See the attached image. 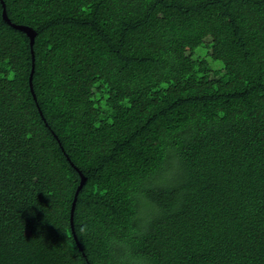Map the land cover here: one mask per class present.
Returning a JSON list of instances; mask_svg holds the SVG:
<instances>
[{"label":"trees","instance_id":"1","mask_svg":"<svg viewBox=\"0 0 264 264\" xmlns=\"http://www.w3.org/2000/svg\"><path fill=\"white\" fill-rule=\"evenodd\" d=\"M3 2L0 264H264V0Z\"/></svg>","mask_w":264,"mask_h":264},{"label":"water","instance_id":"2","mask_svg":"<svg viewBox=\"0 0 264 264\" xmlns=\"http://www.w3.org/2000/svg\"><path fill=\"white\" fill-rule=\"evenodd\" d=\"M0 2H1V6H2L1 15H2L3 20L8 25H10L11 27L24 32L26 34V36L29 38L30 53H31V68H30V72H29V75H28V86H29V90H30L32 96L35 98V95L33 93V88H32V74H33V71H34V54H33V50H32V44H33V41H34L35 31L29 26L21 25V24H15V23L11 22L10 19L7 17L6 10H5V5H4L3 0H0ZM39 113H40V115L42 117L41 111H39ZM42 119H44V118L42 117ZM66 158L68 159L67 156H66ZM70 164L77 171L80 180H79V184L77 185V187H76V189L74 191L73 198H72V201H71V204H70L69 225H70V231H71V235L73 237V240H74L75 244L77 245L78 249L82 251V248H81V246H80V244H79V242L77 240L76 234L74 232L72 216H73V210H74V206H75L76 196H77V193H78L79 189L81 188V186L84 183L85 177L80 172V170H78V168H76L71 162H70Z\"/></svg>","mask_w":264,"mask_h":264}]
</instances>
